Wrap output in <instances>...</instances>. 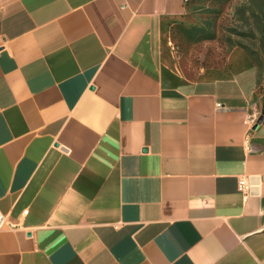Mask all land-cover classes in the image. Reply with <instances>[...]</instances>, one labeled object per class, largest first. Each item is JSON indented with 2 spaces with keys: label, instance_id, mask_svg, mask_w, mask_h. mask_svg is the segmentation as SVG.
<instances>
[{
  "label": "crops",
  "instance_id": "obj_1",
  "mask_svg": "<svg viewBox=\"0 0 264 264\" xmlns=\"http://www.w3.org/2000/svg\"><path fill=\"white\" fill-rule=\"evenodd\" d=\"M125 1L0 0V264H264L257 67L169 82L185 0Z\"/></svg>",
  "mask_w": 264,
  "mask_h": 264
},
{
  "label": "rangeland",
  "instance_id": "obj_2",
  "mask_svg": "<svg viewBox=\"0 0 264 264\" xmlns=\"http://www.w3.org/2000/svg\"><path fill=\"white\" fill-rule=\"evenodd\" d=\"M184 12L162 25L161 62L166 79L186 89L225 77L248 57L264 90V0H185ZM264 92V91H263Z\"/></svg>",
  "mask_w": 264,
  "mask_h": 264
},
{
  "label": "built area",
  "instance_id": "obj_3",
  "mask_svg": "<svg viewBox=\"0 0 264 264\" xmlns=\"http://www.w3.org/2000/svg\"><path fill=\"white\" fill-rule=\"evenodd\" d=\"M128 5H129L128 0H126L125 3L122 4L123 7H126ZM238 187L245 195L249 194L251 190V181L248 175L243 174L239 177ZM9 224L11 223L9 222L7 215L0 211V229L6 227Z\"/></svg>",
  "mask_w": 264,
  "mask_h": 264
}]
</instances>
